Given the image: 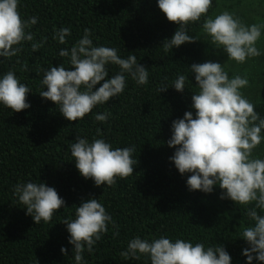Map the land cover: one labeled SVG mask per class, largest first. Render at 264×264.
I'll use <instances>...</instances> for the list:
<instances>
[{
    "label": "trees",
    "instance_id": "trees-1",
    "mask_svg": "<svg viewBox=\"0 0 264 264\" xmlns=\"http://www.w3.org/2000/svg\"><path fill=\"white\" fill-rule=\"evenodd\" d=\"M259 3L264 23V0ZM218 4L219 0H212L208 16H213ZM18 10L23 19L38 18L28 29L33 42L47 40L38 51H32V42H24L16 56L0 58V75L12 70L31 89L26 97L30 108L14 112L0 106V264H75L64 220L74 219L76 206L89 198L105 206L116 227L109 224L93 252H84L86 264H149L144 257L126 259L121 253L135 236L160 235L205 246L222 245L232 264H246L241 253L247 245L239 236L253 223L246 213L254 204L245 207L220 199L219 186L210 194L188 191L190 174H179L169 159L175 149L166 143L172 121L186 111L194 112L190 106L196 82L188 67L212 56L211 44L201 38L205 17L187 25V33L197 40L166 51L163 43L179 25L166 19L157 0H20ZM60 27L71 29L65 44L53 39ZM85 28L90 29L94 45L115 47L122 58L135 55L148 68L149 79L137 86L129 77L123 93L96 106L82 120L68 121L54 102L39 95L40 82L44 69L63 63L69 66L58 53L70 49ZM118 70L110 64L109 78ZM225 70L232 77V70ZM178 73L189 76L182 93L171 87ZM164 85L169 88L159 93ZM253 104L264 117V99ZM106 111L111 113L107 121L95 119L97 113ZM76 137L104 138L114 148L135 146L134 173L117 178L110 187L85 180L71 157L70 145ZM30 180L54 187L65 201L48 223L35 224L18 202L14 187Z\"/></svg>",
    "mask_w": 264,
    "mask_h": 264
},
{
    "label": "clouds",
    "instance_id": "clouds-1",
    "mask_svg": "<svg viewBox=\"0 0 264 264\" xmlns=\"http://www.w3.org/2000/svg\"><path fill=\"white\" fill-rule=\"evenodd\" d=\"M19 5L20 0H0V58L16 56L24 42H32V51H38L47 40L44 37L33 42L34 35L28 29L38 18L23 19ZM157 5L168 21L179 25L172 37L164 41L166 51L197 40L187 33V25L204 16V33L216 49L227 54V61L244 64L264 54L257 47L264 34V23L247 24L227 10L208 16L212 0H157ZM68 36L71 29L67 27L55 29L53 33V39L60 44H65ZM58 55L67 58L69 66L63 63L44 69L39 95L54 102L68 121L82 120L96 106L123 93L129 77L137 86L148 83V68L137 62L135 55L122 58L115 47L94 45L87 28L70 49L62 48ZM110 64L118 66L119 70L109 78ZM188 68L196 82L190 106L194 112L186 111L182 118L172 121L171 137L166 143L175 151L169 159L179 174H190L186 180L188 191L210 194L219 186L220 199L245 207L254 204L247 207L246 213L253 223L244 227L239 236L247 245L241 254L246 257V264H253L254 260L264 264V157L254 155V150L264 143V117L241 91L249 85L246 76L229 77L225 64L213 61L193 63ZM188 77L178 73L171 87L182 93ZM168 88L164 85L158 91L161 93ZM30 91L14 71L0 75V106L3 108L14 112L30 108L26 100ZM110 116L106 111L97 113L95 119L105 122ZM70 151L79 174L85 180L91 179L97 187H110L117 178H127L134 173L137 164L133 159L135 146L114 148L104 138L94 137L89 141L76 137ZM14 192L35 224L50 222L54 213L65 206L56 189L44 182L20 183L14 187ZM64 223L75 264H86L84 252H93L109 224L116 227L97 198L82 199L75 208V218L66 219ZM61 252L68 254L64 247ZM121 255L137 260L144 257L149 264H232V257L222 245L205 246L202 242L166 235L135 236Z\"/></svg>",
    "mask_w": 264,
    "mask_h": 264
},
{
    "label": "rangeland",
    "instance_id": "rangeland-1",
    "mask_svg": "<svg viewBox=\"0 0 264 264\" xmlns=\"http://www.w3.org/2000/svg\"><path fill=\"white\" fill-rule=\"evenodd\" d=\"M259 1L240 0V2H237L234 0H219L218 7L212 17L227 10L235 13L236 16L247 24L262 23L263 19L260 13H263V11L262 4ZM201 38L211 44L210 39L204 31L201 34ZM257 47L264 52V34H262L261 39L257 42ZM211 48L212 56L208 57L206 61L219 62L222 65L225 64V69L230 68L232 70V76L237 74L246 76L249 80V85L241 91L252 103L264 99V54L248 60L244 64H237L235 61H227L228 56L222 49H216L213 44H211ZM262 150L263 143L254 150V155L261 156Z\"/></svg>",
    "mask_w": 264,
    "mask_h": 264
}]
</instances>
